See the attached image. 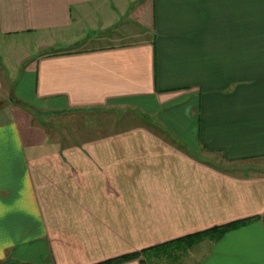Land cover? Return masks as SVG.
Segmentation results:
<instances>
[{"label": "crops", "instance_id": "obj_1", "mask_svg": "<svg viewBox=\"0 0 264 264\" xmlns=\"http://www.w3.org/2000/svg\"><path fill=\"white\" fill-rule=\"evenodd\" d=\"M17 38L40 48L0 55V264H98L244 219L189 260L264 264V0H0Z\"/></svg>", "mask_w": 264, "mask_h": 264}, {"label": "trees", "instance_id": "obj_2", "mask_svg": "<svg viewBox=\"0 0 264 264\" xmlns=\"http://www.w3.org/2000/svg\"><path fill=\"white\" fill-rule=\"evenodd\" d=\"M251 219L237 220L225 225L216 226L208 230L198 232L192 235L177 238L175 240L158 244L138 252L125 254L113 259L105 260L98 264H120L123 262L138 260L139 264H149L152 260L161 258L162 260L176 257V253L180 248L192 246L196 242L205 238L217 239L222 237L225 233L244 226Z\"/></svg>", "mask_w": 264, "mask_h": 264}, {"label": "rangeland", "instance_id": "obj_3", "mask_svg": "<svg viewBox=\"0 0 264 264\" xmlns=\"http://www.w3.org/2000/svg\"><path fill=\"white\" fill-rule=\"evenodd\" d=\"M18 40L21 41V43H4L0 41V55L2 58L7 60L11 67H13L14 63L22 58H24L27 54L29 55H36L38 53V49L40 48L38 43L34 40H27V39H21L17 38L15 39V42ZM82 45V44H81ZM59 46V45H56ZM62 47H72L69 44H65L64 46H60L59 48ZM6 61V62H7ZM128 115L124 116H119L120 119H117L118 121L114 119H109L108 121L113 122L107 123V126L112 125V128H120V127H125L128 124H130V121L134 123L133 118L127 117ZM116 116H110L109 118H114ZM118 117V116H117ZM78 118H83V117H78ZM101 121L99 120L98 116H93V117H88V118H83L79 120L75 125L76 127H95L103 123L102 118H100ZM59 125V124H58ZM72 126V130L74 128L73 123H70ZM125 129V128H124ZM108 131V130H107ZM184 250V254H180V251L176 253V257H172L171 259H165L162 260L161 258L152 260L149 264H193L189 258L191 257L190 255L187 254L186 252V247L180 248V250ZM195 262V261H194Z\"/></svg>", "mask_w": 264, "mask_h": 264}]
</instances>
